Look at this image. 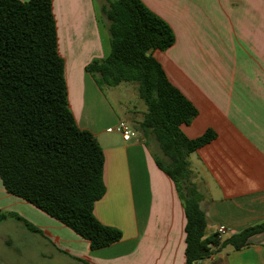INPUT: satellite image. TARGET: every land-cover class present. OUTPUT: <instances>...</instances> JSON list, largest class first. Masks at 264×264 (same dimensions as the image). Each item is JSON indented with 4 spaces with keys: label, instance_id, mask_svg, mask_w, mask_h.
Wrapping results in <instances>:
<instances>
[{
    "label": "crops",
    "instance_id": "0c3cea01",
    "mask_svg": "<svg viewBox=\"0 0 264 264\" xmlns=\"http://www.w3.org/2000/svg\"><path fill=\"white\" fill-rule=\"evenodd\" d=\"M175 34L154 56L198 115L181 129L189 139L216 137L189 156L203 195L206 237L227 238L264 221V0H141ZM59 54L71 110L105 154V196L95 216L123 238L100 250L29 202L6 190L0 177V264H186L187 217L174 181L155 160L154 137L135 129L105 98L87 66L110 52L98 22L101 0H52ZM107 36V37H106ZM126 121L131 141L108 132ZM240 251L227 250L199 264H264V232Z\"/></svg>",
    "mask_w": 264,
    "mask_h": 264
},
{
    "label": "trees",
    "instance_id": "16d2710c",
    "mask_svg": "<svg viewBox=\"0 0 264 264\" xmlns=\"http://www.w3.org/2000/svg\"><path fill=\"white\" fill-rule=\"evenodd\" d=\"M99 25L110 35V52L87 66L102 90L136 83L147 112L140 122L154 137L158 167L175 183L186 217V264L252 245L264 221L234 235L206 237L203 195L193 182L189 156L215 139L208 130L189 139L182 131L196 107L167 77L156 51L175 43L171 27L141 0H105ZM105 154L97 138L79 128L71 110L65 63L59 54L52 0H0V177L22 198L88 240L92 250L123 238L96 218L107 191ZM15 216L0 211V224Z\"/></svg>",
    "mask_w": 264,
    "mask_h": 264
},
{
    "label": "rangeland",
    "instance_id": "374dc122",
    "mask_svg": "<svg viewBox=\"0 0 264 264\" xmlns=\"http://www.w3.org/2000/svg\"><path fill=\"white\" fill-rule=\"evenodd\" d=\"M103 4H106L105 0H101ZM99 15L102 16V12L99 9ZM107 37V36H106ZM102 93L110 100L114 107L124 111L122 106V101L127 104L131 115L134 119L135 129L140 130V122H142L145 113L147 112L146 105L143 100L140 98L138 85L136 83H123L118 87H103ZM131 126V125H130ZM155 153L160 155V150L158 145L154 148Z\"/></svg>",
    "mask_w": 264,
    "mask_h": 264
},
{
    "label": "built area",
    "instance_id": "2783aa9c",
    "mask_svg": "<svg viewBox=\"0 0 264 264\" xmlns=\"http://www.w3.org/2000/svg\"><path fill=\"white\" fill-rule=\"evenodd\" d=\"M19 1H26V0H19ZM108 132H117L121 134L123 139L127 142L131 141L136 136L135 131L126 121H120L117 124V126H115L114 128H109ZM227 232L228 229L225 226H220V228L218 229V234H220V236L225 235Z\"/></svg>",
    "mask_w": 264,
    "mask_h": 264
}]
</instances>
